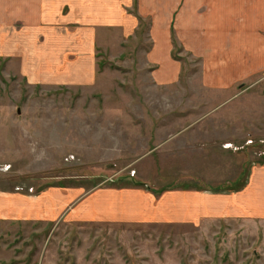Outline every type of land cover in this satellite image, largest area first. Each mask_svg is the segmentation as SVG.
<instances>
[{"label": "crops", "instance_id": "1", "mask_svg": "<svg viewBox=\"0 0 264 264\" xmlns=\"http://www.w3.org/2000/svg\"><path fill=\"white\" fill-rule=\"evenodd\" d=\"M143 19L149 20L150 44L139 57L141 77L168 87L197 76L200 93L208 96L198 107L206 117L174 120L172 126L180 129L166 137L154 134L151 147H146L150 138L142 141L145 149L132 152L133 164L153 159L154 152L177 159L187 155L189 166H180L176 175H191L205 187L165 183L153 193L139 180L90 190L48 185L32 194L0 188V221L198 225L215 218L264 219V160L252 163L241 187H211V174L238 178L236 161L230 162L234 150L226 145L245 141L250 124L237 118L241 103L264 105V0H0V58L27 84L90 86L97 78V47L135 36ZM182 55L193 60L194 72L186 71ZM224 107L227 114L214 117ZM24 126L18 121L9 128L23 127L20 132L26 133ZM215 126H221L220 136L211 129ZM29 137L19 136L20 141ZM160 160L136 170L139 175L163 172Z\"/></svg>", "mask_w": 264, "mask_h": 264}, {"label": "rangeland", "instance_id": "2", "mask_svg": "<svg viewBox=\"0 0 264 264\" xmlns=\"http://www.w3.org/2000/svg\"><path fill=\"white\" fill-rule=\"evenodd\" d=\"M148 22L140 21L135 36L97 47V78L90 86L27 84L0 58V188L32 194L48 185L90 190L98 185H135L139 180L153 193L165 183L163 187H205L191 175H176L180 166H189L187 155L177 159L169 152H154L153 159L140 158L133 164L132 152L145 147L142 141L150 138L146 147H151L154 134L166 137L180 129L172 126L174 120L206 117L198 107L208 95L200 93L197 76L168 87L141 77L139 57L150 44ZM179 49L174 45L175 56ZM182 56L186 71L194 72L193 60ZM240 106L237 118L250 124L245 141L237 148L226 145L234 150L230 162L236 161L238 178L232 173L211 174V187H241L252 163L264 160V105ZM225 108L214 117L222 119ZM229 108L232 111V104ZM18 121L26 133L20 132L23 127L9 128ZM211 129L215 136L222 133L221 126ZM21 135L33 138L20 141ZM160 158L163 172L139 175L140 164L157 165ZM0 263L264 264V219L215 218L198 225L0 221Z\"/></svg>", "mask_w": 264, "mask_h": 264}, {"label": "trees", "instance_id": "3", "mask_svg": "<svg viewBox=\"0 0 264 264\" xmlns=\"http://www.w3.org/2000/svg\"><path fill=\"white\" fill-rule=\"evenodd\" d=\"M0 264H4V263H0Z\"/></svg>", "mask_w": 264, "mask_h": 264}]
</instances>
